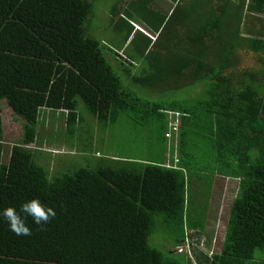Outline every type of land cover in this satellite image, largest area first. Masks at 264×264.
<instances>
[{
    "label": "trees",
    "instance_id": "1",
    "mask_svg": "<svg viewBox=\"0 0 264 264\" xmlns=\"http://www.w3.org/2000/svg\"><path fill=\"white\" fill-rule=\"evenodd\" d=\"M98 1L0 0V210L39 198L57 211L43 226L29 217L27 237L0 221V264H264V0L138 4L158 36L138 31L136 51L165 52L127 83L173 99L125 84L128 59L113 52L114 67L92 35ZM119 1L111 15L127 41L133 13ZM3 105L39 146L6 140ZM88 123L128 134L127 150L50 176L37 151L53 135L92 151ZM218 178L239 181L221 248L188 253Z\"/></svg>",
    "mask_w": 264,
    "mask_h": 264
},
{
    "label": "rangeland",
    "instance_id": "2",
    "mask_svg": "<svg viewBox=\"0 0 264 264\" xmlns=\"http://www.w3.org/2000/svg\"><path fill=\"white\" fill-rule=\"evenodd\" d=\"M118 1L119 0H99L96 3L97 12L95 18L92 20V35L98 38L103 43V46L105 48V54L112 64L114 63V61L119 59L115 56L113 52L118 51L120 54H122L125 60L128 59V62H126V66L130 69V74H126L125 72L120 73L126 85H128L133 90H136V92H138L140 95L146 96L150 99H168L170 97L168 96V94L171 92L173 93L172 90H170L171 92L164 91L162 93H150L149 91L151 90L146 91V89H141L137 85L136 87L127 83V81L132 83L131 81H129L130 76L141 74L143 68L147 69V71H150L151 68L149 67V65L151 64V62H153L157 58L161 59V54L165 52V49H161L160 46H153L151 44V46H149L148 50L146 51V54H148L149 51H153L154 53L152 54V56H144L143 54H140L136 51V47H140L139 49H141V51L143 50V46L138 43L140 42V33H137L138 31L142 32L144 35H148L152 39V41H155L156 37L158 36V34L156 35L153 33L152 30H150L147 23L145 22V19L140 17L136 12L138 4H142L143 0H123V9L126 8L128 11H131L133 13V17H131V22L135 30L131 34L130 38L127 41L125 40L124 32H120L116 29V23H120L121 19L119 17H116L117 19H115L111 15V11L115 7V5L119 8L121 7V2L119 1L118 4ZM151 1V9L152 7H155V2H161V0ZM163 2L166 3L163 0L160 4L165 8L173 5V1H169L168 4H164ZM158 12H161L162 14L161 10ZM170 15L171 13L169 14L163 26L167 24L165 30H167V32H170V34L173 35V25L172 23L170 25L167 23V20H169ZM162 29L163 27L161 28V30ZM135 36L136 39L132 43V39H134ZM161 44L163 43L161 42ZM117 64L118 66H120L118 61ZM114 67L116 66L114 65ZM169 99H173V97ZM80 108L81 110H84L82 104ZM2 109L6 140L8 142L14 143L23 141L25 144H28L33 148L39 146L36 143V139L32 135H24L22 126L23 121L18 116L14 115L12 111L8 109V107H6L5 105H3ZM84 116L88 121L93 120L91 116L85 113ZM94 124H96L95 121ZM89 126V128H85V131L87 132L88 130L89 132H87L88 135L83 137V140L89 141L92 151H85V148L83 146L77 148L76 146H73L71 148L69 146L64 145L61 142L62 140L54 145V135L53 137H51V140L48 144L43 143V148L37 151V160L48 170V172H50V176H56L65 172H72L75 169L85 165L86 160L88 159H90L92 162H95L99 159L100 154H102V156H105L106 154H113L116 152L114 150V146L117 143L119 144L120 149L127 150L125 145L127 144L130 136L125 132L123 133L118 131L114 134H110L108 130L103 131L96 125V127H93V124L91 123L89 124ZM43 130H39V132L42 134ZM97 133L99 134V138L96 136ZM104 134H107L109 136L107 142H103V140H101L102 138H100V136L104 137ZM56 135L59 136L58 130L56 132ZM93 138L97 139L92 140ZM238 188L239 181L237 179H216L214 188L212 189L211 193L206 235H203L201 237L196 236L193 241V244H188L186 246L188 249V253H191L194 248H199L200 250L206 251L207 253H210L212 250L214 251L221 248L226 231V223L229 211L231 208L232 201L238 193Z\"/></svg>",
    "mask_w": 264,
    "mask_h": 264
},
{
    "label": "clouds",
    "instance_id": "3",
    "mask_svg": "<svg viewBox=\"0 0 264 264\" xmlns=\"http://www.w3.org/2000/svg\"><path fill=\"white\" fill-rule=\"evenodd\" d=\"M57 216L55 208L43 203L39 198H33L17 207H6L0 210V221L7 224L9 230L16 236H30L31 228L27 224V219L36 226L49 224Z\"/></svg>",
    "mask_w": 264,
    "mask_h": 264
},
{
    "label": "built area",
    "instance_id": "4",
    "mask_svg": "<svg viewBox=\"0 0 264 264\" xmlns=\"http://www.w3.org/2000/svg\"><path fill=\"white\" fill-rule=\"evenodd\" d=\"M177 124V123H176ZM176 124H174V126L176 127ZM174 131H176V129L174 128ZM202 248H204V247H202ZM183 249L182 248H180L179 249V251H182ZM206 254H208L209 256H212L213 255V253H214V251L212 250L210 253H207L206 251H204Z\"/></svg>",
    "mask_w": 264,
    "mask_h": 264
},
{
    "label": "crops",
    "instance_id": "5",
    "mask_svg": "<svg viewBox=\"0 0 264 264\" xmlns=\"http://www.w3.org/2000/svg\"><path fill=\"white\" fill-rule=\"evenodd\" d=\"M209 209H210V207H209Z\"/></svg>",
    "mask_w": 264,
    "mask_h": 264
}]
</instances>
